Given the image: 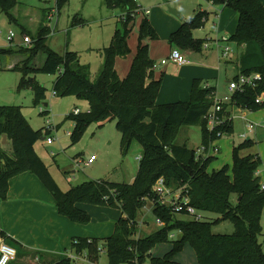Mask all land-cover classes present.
Masks as SVG:
<instances>
[{
    "label": "trees",
    "instance_id": "16d2710c",
    "mask_svg": "<svg viewBox=\"0 0 264 264\" xmlns=\"http://www.w3.org/2000/svg\"><path fill=\"white\" fill-rule=\"evenodd\" d=\"M65 1L57 0V3L61 5ZM209 1L229 7L239 15L231 40L245 46V50L240 56L235 79L240 74L259 73L262 76L256 86L236 90L229 104H224L222 115L230 114L227 110L230 106L258 110L264 106V101L257 102L260 96H264V4L261 0ZM17 3V0H0L2 11L13 21L16 17L12 10ZM106 3L111 8L120 9L124 17L122 28L116 30L110 47L105 48V63L96 80L91 79L90 67L80 62L76 52L60 55L49 48L47 37L50 30L45 26L39 29L31 44L18 50L12 47L0 49V65L4 55L14 52L26 55L13 69L22 73L19 86L21 89L32 88L36 103L46 96V88L31 76V73L38 72L58 75L54 82L56 95H75L89 102L87 113L69 116L76 121L73 141L78 140L89 123L116 119L123 147L128 150L135 139H139L143 146L135 181L88 180L64 191L35 149L37 141L46 136L44 129H34L19 106L0 105V139L7 136L13 146L11 152L0 148V198H7L13 177L29 171L36 174L53 194L59 212L75 223L84 225L92 219L87 211L78 207L79 203L120 208L123 217L116 222L114 233L103 244L98 238L80 237L73 241V253H85L93 263H97L105 251L109 264H180L174 257L189 243L201 264H264V248L260 240L264 189L258 175L263 161L259 154L242 155L243 150L254 145V140L246 139L234 148L232 176L228 165L209 171L215 159L213 156H198L188 144H177L182 127L202 126V147L208 150L215 139L233 132V121L227 119L216 130L209 129L205 116L214 105L216 88L206 87L201 79L194 80L188 101L157 103L162 79H156L150 46L143 41L146 38L157 40L159 36L147 16L140 25L137 53L129 73L122 78L116 61L131 53L129 25L136 18L139 6L137 0H106ZM207 16V11H200L184 20L170 36L171 46L182 51H201L204 41L196 39L193 30L202 27ZM27 32L25 29L24 34ZM39 53H44L45 60L36 67L33 62ZM159 178H164L166 184L175 190H186L190 205L199 213L210 212L220 218L213 222L204 217L199 220L189 213L175 212L171 206L162 205L154 193ZM148 199L153 200L152 210L164 224L147 237H137L138 217ZM178 215L190 218L182 219ZM226 220L233 224L234 232L214 233L213 226ZM174 232H179L180 237L173 239ZM0 237L8 244L18 246L1 230ZM167 242L174 243L173 249L162 257L154 256L153 249ZM54 264H74V258L63 256Z\"/></svg>",
    "mask_w": 264,
    "mask_h": 264
},
{
    "label": "rangeland",
    "instance_id": "374dc122",
    "mask_svg": "<svg viewBox=\"0 0 264 264\" xmlns=\"http://www.w3.org/2000/svg\"><path fill=\"white\" fill-rule=\"evenodd\" d=\"M17 2L12 10L16 17L15 21L0 7V49L11 47L18 49L25 45L23 41L25 29L34 41V36L37 35L39 29L45 26L50 30L47 37L49 48L60 55L69 51L76 52L80 62L90 67L91 79L94 81L99 77L105 63V48L110 47L116 30L122 28L121 21H123L124 15L120 9L109 7L106 0H66L61 5H58L57 0H17ZM142 5V10L140 12L138 10L136 18L129 25V46L135 54L137 53L140 25L143 18L146 16L149 19L156 17L160 26H163L166 18H179L171 13V9L180 11L185 20L194 17L200 11H207L208 16L204 19L203 26L194 29L193 35L196 39H201L204 43L209 42L211 45L209 48L203 47L201 51H193L197 56L208 55L213 49L218 51V41L222 40L223 36L230 37L231 35L229 33L222 35L217 31L214 24L216 22L214 16L216 10L214 8L224 6L215 5L209 0H144ZM146 9H150L152 14L146 15L144 12ZM10 32L15 33L12 41L8 38ZM158 36L160 35L158 34ZM143 43L150 44L149 46L160 45L159 50L161 51L166 50L167 47L170 50L171 45L168 41L149 38L144 39ZM220 43L223 47H236L231 38ZM133 53L131 52L127 58H120L121 61L128 64L129 61L131 62ZM44 58V53H39L34 59L33 65L39 67ZM4 60L5 58L2 57L1 61L4 62ZM166 60L170 61V58L168 57ZM226 60L228 59H224L222 69L223 84H226L227 78L234 79L238 74V61L233 59V62L226 63ZM226 67L227 70L229 69L227 74ZM119 70L122 77H126L129 73L128 71L125 73L123 69ZM31 76L46 88V96L39 103L35 102V94L32 88H20L22 73L5 69L1 63L0 105L19 106L27 122L36 130L44 129L49 124L53 126V131L48 136H52L55 139L54 142L50 144L47 138L40 139L35 144V149L50 168L59 186L64 191H69L74 186L88 180H106L118 183L134 182L143 154V146L140 140L135 139L130 148L126 150L122 144V134L117 128V120L114 119L104 123H89L78 140L73 141L72 134L75 130L76 121L69 116L75 114L76 109H79L81 113H87L89 102L75 95H56L54 93V81L58 77L57 74L38 72L31 73ZM223 92L220 94V98L227 99L229 90ZM243 114H247L251 122L260 123L255 132L248 131L246 122L242 118ZM235 115L237 116L234 117L233 132L215 139L208 150H201L203 146L202 126L182 127L176 143L188 144L190 148L197 151L198 156H213L215 159L209 166L210 172L220 170L228 165L229 173L232 176L234 148L251 137L254 140V145L243 150L242 155L259 154L263 161L261 171L264 177V106L255 111L237 108ZM44 137L46 136L44 135ZM214 146L220 147L219 153L214 152ZM92 155H95L97 160L88 164ZM152 208V201L147 200L138 217L139 232L137 237H147L163 226L158 224ZM95 209L98 210L93 214L91 222L84 225L88 226L92 230L91 235L97 236L103 244L104 240L112 235L114 230V223H108L109 217L104 211H112L115 215H118L120 211L115 208L104 210L103 207H96ZM178 216L182 219L190 218L185 215ZM202 216L205 220L212 222L220 218V215L210 212H202ZM262 226L263 234L260 240L264 248V209ZM213 231L220 234H232L234 226L229 220H226L215 224ZM179 237V232H174L173 239ZM173 246V242L162 243L152 252L154 255L164 256L173 249ZM86 257L84 253L74 261V264H109V257L105 251H102L97 263L87 260ZM174 258L176 262L181 264H201L195 249L189 243Z\"/></svg>",
    "mask_w": 264,
    "mask_h": 264
},
{
    "label": "crops",
    "instance_id": "0c3cea01",
    "mask_svg": "<svg viewBox=\"0 0 264 264\" xmlns=\"http://www.w3.org/2000/svg\"><path fill=\"white\" fill-rule=\"evenodd\" d=\"M143 1L144 0H137L139 12L142 10ZM261 1L264 4V0ZM146 10L150 11L148 14L145 13L146 15L149 16L152 14L150 9ZM146 10H144V12ZM214 10H216L214 11L216 14L214 15L216 20L214 24L217 27V31L222 35L229 33L231 35L228 38H231L238 26V13L225 6L214 8ZM149 20L160 35L158 40L160 39V41L169 42L171 34L182 26L185 17L183 16V19L175 17L173 19L166 18L163 26H160L159 20L156 17H152ZM159 47L160 45L150 46L151 58L159 65L156 69L155 77L156 79H162V87L157 99L158 104L188 101L190 99L191 89L195 79H201L205 85L208 84L211 87H215L216 96L218 98H220V94L224 93V90H229V96L232 95L229 89V83L233 78H227L225 81L226 84L222 83V78L224 77L222 71L223 62L224 59H228L226 60V63H229L230 61L233 62L234 60L236 62L238 61L239 72V59L245 50V46H239L237 44L236 47L230 46L232 48V53L229 58H222L221 54L225 46L223 47L221 43L220 46H218V51L213 49L208 53L207 50L206 52L208 55H203V57L195 55V52L193 51H182L188 59V63L184 65H178L171 60L166 64H162V60L170 57L171 51L174 47L170 45V50H168L167 47L166 50L162 51L159 50ZM14 49L18 50L17 48ZM131 52L133 53L132 49ZM135 55V53L132 54L131 62L129 61L128 64L124 63L119 58L116 64L118 72L120 71L119 69H123L125 73H128ZM3 57L5 60L4 62L1 61V63L5 66V69L15 71L13 68L18 63H21L26 58V55L14 52L12 54L4 55ZM225 71L227 74L229 69L227 70L226 67ZM120 75L122 77V74ZM227 110L230 114H224V117L226 120L230 119L234 121V117L237 116L235 115L237 108L230 106ZM242 118L246 122L247 128L250 123H253L250 121L247 114H243ZM253 124L257 125L255 130L252 131L255 132L260 126V123ZM248 139L252 138L250 137ZM0 148L6 152H11L13 149L11 140L5 135L0 139ZM96 160H94V162ZM258 175L261 177L262 183H264L261 168L258 171ZM78 207L87 211L91 215V218L95 211L98 210L95 209L96 207H103L104 210L112 208L94 206L85 203H79ZM115 209L120 211L118 215H115L112 211H104L109 217L108 223H114V230L116 222L123 217L122 210L120 208ZM0 230L5 232L10 240L17 243L18 246L13 244L10 245L17 249L18 260L26 264H54L63 256L73 257L74 261H76L83 254L75 255L73 253V241L80 237L98 238L97 236H92L93 234L91 235L92 230L88 226L75 223L67 216L62 215L59 212L57 201L53 194L47 189L36 174L29 171L13 177L10 180V189L7 198H0ZM0 239L4 238L0 237ZM154 256L162 257L158 254Z\"/></svg>",
    "mask_w": 264,
    "mask_h": 264
},
{
    "label": "built area",
    "instance_id": "2783aa9c",
    "mask_svg": "<svg viewBox=\"0 0 264 264\" xmlns=\"http://www.w3.org/2000/svg\"><path fill=\"white\" fill-rule=\"evenodd\" d=\"M146 14L150 13L149 10L145 11ZM15 37L14 32H10L8 36L9 40H13ZM209 40V39H208ZM229 38L223 37L222 40L218 41L217 46H220L221 41H228ZM23 41L25 45H29L33 42L30 35L24 34ZM209 42H205L203 47L209 48ZM232 53V48L230 46H225L222 50V58H229L230 54ZM170 60L178 65H184L188 63L187 56L178 48H174L170 54ZM168 61L166 59L162 60V64H166ZM158 63L154 64V69L158 68ZM262 76L259 73H254L251 75L240 74L237 79H232L229 83V89L233 94L236 90L244 89L246 86H256L257 82L261 81ZM206 87H210L208 84L205 85ZM232 99V95L229 96L227 99H221L215 96L214 105L205 116L208 121V127L211 131L216 130L220 125L224 124L226 118L222 115L224 110V104L229 103ZM264 101V96H260L257 99L258 103H262ZM79 109L75 110V114H79ZM256 124L250 123L248 125V129L250 132L254 131L256 128ZM53 131V126L49 124L46 128H44V133L46 134V138L48 142L52 144L54 142V138L52 136H48ZM219 136L222 133L218 134ZM205 149V147H201V150ZM210 149V148H209ZM215 153L220 152V147L214 146L213 148ZM200 152V150H199ZM96 160V156L92 155L89 160L88 164H91ZM262 188L264 189V183L262 184ZM154 193L158 196V200L162 205L171 206L175 212H186L191 214L192 216L196 217L197 219H203L201 213L197 211L196 208L190 205V198L188 193L184 189L175 190L174 188L168 186L165 182L164 178H159L154 186ZM150 200V199H148ZM152 203L153 200H151ZM158 224H164L160 219H157ZM0 264H26L20 262L18 260V251L17 249L8 244L4 239H0Z\"/></svg>",
    "mask_w": 264,
    "mask_h": 264
},
{
    "label": "water",
    "instance_id": "95a60500",
    "mask_svg": "<svg viewBox=\"0 0 264 264\" xmlns=\"http://www.w3.org/2000/svg\"><path fill=\"white\" fill-rule=\"evenodd\" d=\"M171 13H173L174 15H176L177 17H179L180 19H183V15L181 14L180 11H178L176 9H171ZM42 139H45V137H43Z\"/></svg>",
    "mask_w": 264,
    "mask_h": 264
}]
</instances>
